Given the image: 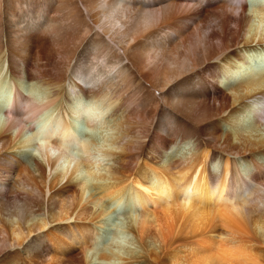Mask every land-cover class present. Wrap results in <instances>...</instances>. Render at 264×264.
Listing matches in <instances>:
<instances>
[{"label": "bare ground", "instance_id": "bare-ground-1", "mask_svg": "<svg viewBox=\"0 0 264 264\" xmlns=\"http://www.w3.org/2000/svg\"><path fill=\"white\" fill-rule=\"evenodd\" d=\"M38 1L0 0L9 31L4 43L0 36V90H8L0 103V187L8 186L0 189V257L264 264V0H56L59 20L43 28L38 17L20 29L14 13L24 3L52 8L53 0ZM31 32L49 57L36 71L32 36L18 41ZM88 36L98 50L110 53L112 42L123 55L111 52L102 79L95 68L69 69L70 44ZM194 78L204 86L178 98L177 129L152 130L161 105L132 86L161 92ZM96 106L110 112L102 145L74 127L79 118L100 124L94 113L81 117ZM22 150L39 157L26 164ZM118 210L124 226L114 222Z\"/></svg>", "mask_w": 264, "mask_h": 264}, {"label": "rangeland", "instance_id": "rangeland-1", "mask_svg": "<svg viewBox=\"0 0 264 264\" xmlns=\"http://www.w3.org/2000/svg\"><path fill=\"white\" fill-rule=\"evenodd\" d=\"M22 1L24 2V0H21V2ZM55 1L56 0H53L51 2V7H52L51 9H50V7L48 5H46V1H42L41 3H39L38 4L39 5L38 8L37 7H33V6H30L29 7V6H27V4L24 3L22 5V8L23 9L21 8V10H19V11L17 10L14 13V15L16 14V16H17V19H18L19 16L22 15L18 19V22H19V20L20 21H23V22L21 24H18V27H21L20 29H23V28H25V25H27V23H29V22L30 23L36 22L37 21V18L39 17V20L38 21L40 22V24H37V25L42 26L44 24L42 27L43 28H47L49 26V24L52 23V20L53 19H57L58 18L57 16L59 15L58 13H55L53 11V8L55 9V6L57 5V3ZM120 1H122L120 3L124 5V0H120ZM37 2H39V1L37 0ZM130 2H133V0H130ZM4 6L6 7V4H4ZM79 7L82 8L81 6H79ZM123 8L125 10L127 9L126 7H123ZM82 11H83L84 16H85L86 15L85 10H82ZM8 17H9V15L5 14L4 18H2V22L3 23L4 22H8L6 25L13 26V21L11 22L10 21V18H8ZM86 17L88 18V16H86ZM59 19H57V20H59ZM60 23H61L60 26L62 28L61 32L63 33L65 31H67V28L66 27H67L69 21L62 20ZM89 23H90V21H89ZM64 24H66V25H64ZM32 32H34V30H32ZM32 32H31V34L30 33H26L25 35H24V33L19 34L18 41H19V39L20 40L21 39H24L27 36L28 37L29 36H32L33 41H32V44L31 45H32L33 48L35 47V49L33 51V63H32V65L34 67H33L32 70L35 69L34 71H36L38 69L37 66H44V65H46V63H47L46 60H48L49 57H45V56L42 55L41 52H39V50H38L39 48L37 47L38 43L37 44L36 43L33 44V42L37 38H39V37H36V35L33 34ZM20 35H22V36H20ZM0 36H1L2 43L5 42V39H9V31L8 30H5L3 25L0 26ZM64 36L67 37L66 34H64ZM19 37H21V38H19ZM87 39H89V41L84 40L80 44H79V40L78 41H75V45L74 46H72V44H70L69 48L70 49L72 48V56H73V58H72V62L70 64V68L69 69L70 70H74L75 68H77V66H78V68L81 67L83 69H87L89 67V70H90V68H95L93 70V72H92V75H94L95 78H97V76H100V78L102 79L104 77L103 74H105V71H106L105 65L107 64L108 61L112 60L111 59V57H112L111 55L112 54L114 55V53H111V52L116 51V53H118L119 56H121L122 55L121 50H118L117 47H116V45H114L112 42H110V45L114 48V50L111 51L110 53L107 50L106 51H103V49H99L98 50L95 47V45H96L95 44L96 43L95 42L96 41L95 40L96 37L91 36L89 38V36H88ZM73 50H74V52H73ZM106 53H108V54H106ZM34 54H35V57H34ZM41 56H43V58ZM46 56H49V55L46 54ZM97 56H99V57L97 58ZM121 57L123 58V55ZM34 58L37 59L36 62H34L35 61ZM44 58H46V60H44ZM37 61H39V63ZM124 61L125 60L123 59L122 63L119 64L117 67L119 68V67L122 66V64H126ZM40 62L42 64H40ZM96 62H97V64H95ZM78 63H80V65H78ZM260 67H262V66H260ZM82 73H84V72L82 71ZM207 74H208V72H207ZM79 76L80 77H78V79H80V80L78 82L82 84L81 86L83 88L84 87H89L90 85L88 86V83H87L88 80L86 79V77L83 78L81 73H80ZM109 77H111V76L109 75ZM112 77H113V75H112ZM143 86H145V85H143ZM199 86L200 87H203L204 86V83H202L198 78H194L193 80L191 79L190 82H189V84L186 85V86H179L177 84L176 85H174V84L172 85L171 84V85H168V87H165L163 89L164 91L162 90L161 92H160V90L153 91L152 89H150V88H148L146 86H145L146 89L140 90L139 87L137 86V84H135V85L132 86V90L135 89L136 91H139V97H140V99L142 97H144V96L147 95L146 94L147 93L146 90H147L159 102V104L161 105V108H160L158 114L156 115V117L153 120L154 122L152 123L151 129L154 130L155 132L159 133L160 135L166 136V135H170L171 133H173L175 131V129H177L176 121H182V119L180 118V116L173 110V106L175 104H177L178 102H180V100H181V99H178V98H180V95L185 90H187L189 88L190 89L197 90ZM137 89H139V90H137ZM206 91L212 93L213 90L211 89L210 86H208ZM142 93H145V94H142ZM5 94L6 95L8 94V90L7 91L0 90V103H1V100L3 99V97L6 96ZM167 98H168L169 102L166 105V102L165 101H166ZM164 99H165V101H164ZM78 103L80 104V107L82 106V108H86L87 107V105H84L85 103L83 101H79ZM143 106L144 105H142V107ZM96 108H97V110H96ZM139 108H141V106ZM103 109H105V107L96 106V107H94L93 112H91V111H85L84 113H82L81 117H85L87 114L94 113L96 116H98V118H99L98 121L101 122V123L98 124V125H96V127L91 128L90 126H88V124H87L88 122L87 121L85 122V119L84 118H82V119L79 118L76 121L75 125H74L75 132H76V134H77V136L79 138L80 137H81V139L92 138V140H94V142H96L97 144L99 143L98 145L104 144V142H105V140L107 139V136H108L107 134H109V133H105L104 131H102L103 129H101V124L102 123H105L106 124V122L109 120V114H110V112H109V114H107L108 110L105 109L106 110V112H105ZM78 124L81 126L80 130L76 128L78 126ZM188 140H190L189 141V147H193L194 148L199 143V141L196 140V136L195 137H192V138L189 137ZM30 152L31 153L33 152V155L32 156L28 155V154H30ZM18 156H20V159L23 162H25L26 164H28V163L30 164L31 158H34L35 156H36V158H38L39 157V154L38 153H35L34 150H29V151L22 150V151H20L18 153ZM6 187H8V186L6 185V182H5V184L2 185V187H0V189L5 192L6 191ZM117 215H119V216H117ZM121 216H122L121 215V212L118 210V214H116L115 217H114L115 218L114 219V222H116V221L117 222H120L124 226L125 225V220ZM118 228H119V230L122 229V227L120 225L118 226ZM109 230L110 229L109 228H106V227H105V229L103 231L101 230L102 232H105V233H103V235L105 236L106 239H108V235H109L108 233H110ZM130 239L133 240L132 237ZM127 247L128 248L132 247V248L135 249V246H133V245L130 246V244L127 245ZM93 253H94L93 251L90 252V258H92V261L91 262L92 263H95V262H97V260H96V257L94 256L95 253L94 254ZM93 257H95V258H93ZM13 258H14V255L13 254L12 255H9V256H5V257H0V264H12V263L18 261V259H16V258L13 259Z\"/></svg>", "mask_w": 264, "mask_h": 264}]
</instances>
